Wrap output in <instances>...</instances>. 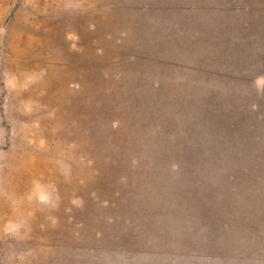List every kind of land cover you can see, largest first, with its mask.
<instances>
[{
  "label": "rangeland",
  "instance_id": "1",
  "mask_svg": "<svg viewBox=\"0 0 264 264\" xmlns=\"http://www.w3.org/2000/svg\"><path fill=\"white\" fill-rule=\"evenodd\" d=\"M0 264H264V0H0Z\"/></svg>",
  "mask_w": 264,
  "mask_h": 264
}]
</instances>
